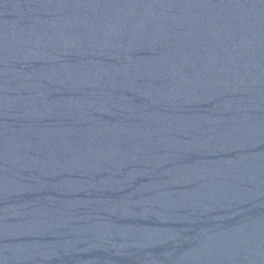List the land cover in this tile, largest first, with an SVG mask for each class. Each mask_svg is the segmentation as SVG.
Segmentation results:
<instances>
[{
	"label": "water",
	"instance_id": "95a60500",
	"mask_svg": "<svg viewBox=\"0 0 264 264\" xmlns=\"http://www.w3.org/2000/svg\"><path fill=\"white\" fill-rule=\"evenodd\" d=\"M0 264H264V0H0Z\"/></svg>",
	"mask_w": 264,
	"mask_h": 264
}]
</instances>
